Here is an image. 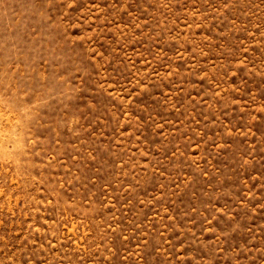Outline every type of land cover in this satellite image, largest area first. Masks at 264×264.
<instances>
[{
    "label": "rangeland",
    "instance_id": "374dc122",
    "mask_svg": "<svg viewBox=\"0 0 264 264\" xmlns=\"http://www.w3.org/2000/svg\"><path fill=\"white\" fill-rule=\"evenodd\" d=\"M0 264H264V0H0Z\"/></svg>",
    "mask_w": 264,
    "mask_h": 264
},
{
    "label": "bare ground",
    "instance_id": "6f19581e",
    "mask_svg": "<svg viewBox=\"0 0 264 264\" xmlns=\"http://www.w3.org/2000/svg\"><path fill=\"white\" fill-rule=\"evenodd\" d=\"M5 133V132H4Z\"/></svg>",
    "mask_w": 264,
    "mask_h": 264
}]
</instances>
